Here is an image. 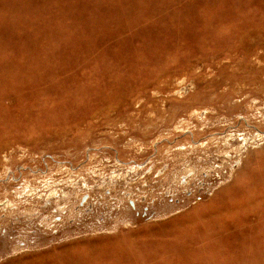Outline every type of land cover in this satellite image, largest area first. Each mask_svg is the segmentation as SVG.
<instances>
[{"label": "rangeland", "instance_id": "obj_1", "mask_svg": "<svg viewBox=\"0 0 264 264\" xmlns=\"http://www.w3.org/2000/svg\"><path fill=\"white\" fill-rule=\"evenodd\" d=\"M0 264H264V0H0Z\"/></svg>", "mask_w": 264, "mask_h": 264}]
</instances>
